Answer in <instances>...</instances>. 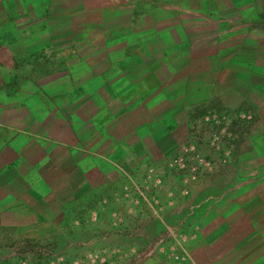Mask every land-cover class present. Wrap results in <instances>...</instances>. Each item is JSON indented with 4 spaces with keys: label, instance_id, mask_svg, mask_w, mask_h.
<instances>
[{
    "label": "rangeland",
    "instance_id": "obj_1",
    "mask_svg": "<svg viewBox=\"0 0 264 264\" xmlns=\"http://www.w3.org/2000/svg\"><path fill=\"white\" fill-rule=\"evenodd\" d=\"M159 1L115 3L126 17H98L95 1L0 0V153L10 151L13 134L41 131L72 117L84 97L119 89L113 74L120 69L106 60L132 54L124 43H153L156 26L174 24L173 3ZM171 56L170 50L162 55ZM122 68L135 74L131 65ZM141 68L142 75L173 69ZM150 79L146 83L153 84ZM200 110L185 128H163L153 143L142 139V155L149 159L137 168L128 161L123 171L114 167V177L99 182L108 191L59 205L50 199L32 225L0 228V264H191L186 223L230 194L221 189L229 187L226 179L233 184L237 146L249 142L256 117L248 100ZM26 237L36 254L16 250Z\"/></svg>",
    "mask_w": 264,
    "mask_h": 264
},
{
    "label": "crops",
    "instance_id": "obj_2",
    "mask_svg": "<svg viewBox=\"0 0 264 264\" xmlns=\"http://www.w3.org/2000/svg\"><path fill=\"white\" fill-rule=\"evenodd\" d=\"M87 1L98 3V17L128 15L114 7L129 0ZM159 2L173 3L174 24L156 26L153 43H124L132 54L106 60L120 69L113 74L119 89L105 91L104 98L84 97L72 117L41 131L13 134L10 151L0 153V228L32 225L50 199L59 205L108 191L99 182L110 181L114 167L123 171L128 161L137 168L149 159L142 155V139L153 143L163 128H185L200 109L248 100L256 116L251 137L237 146L233 184L226 179L229 187L221 189L234 197H220L203 216L187 221V247L191 264H264V0ZM156 11L161 21L163 10ZM169 50L172 56L164 59ZM168 64L169 74L142 75L141 66ZM130 65L134 75L122 68ZM150 78L153 84L146 83Z\"/></svg>",
    "mask_w": 264,
    "mask_h": 264
},
{
    "label": "trees",
    "instance_id": "obj_3",
    "mask_svg": "<svg viewBox=\"0 0 264 264\" xmlns=\"http://www.w3.org/2000/svg\"><path fill=\"white\" fill-rule=\"evenodd\" d=\"M17 251L21 252L22 254H36L37 249L34 245L31 244L30 241H22L18 244V247L16 248Z\"/></svg>",
    "mask_w": 264,
    "mask_h": 264
}]
</instances>
